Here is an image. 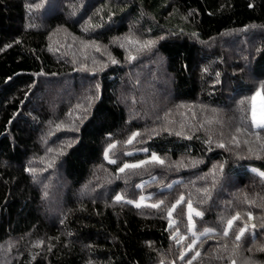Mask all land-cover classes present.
<instances>
[{
    "label": "trees",
    "instance_id": "16d2710c",
    "mask_svg": "<svg viewBox=\"0 0 264 264\" xmlns=\"http://www.w3.org/2000/svg\"><path fill=\"white\" fill-rule=\"evenodd\" d=\"M258 88L264 0H0V264H185L189 200L215 230L193 264H264ZM152 152L166 166L118 172Z\"/></svg>",
    "mask_w": 264,
    "mask_h": 264
},
{
    "label": "snow or ice",
    "instance_id": "6c2138e0",
    "mask_svg": "<svg viewBox=\"0 0 264 264\" xmlns=\"http://www.w3.org/2000/svg\"><path fill=\"white\" fill-rule=\"evenodd\" d=\"M128 43L129 44L136 45V46H140L141 48H146V47H151L154 42L149 41V42H147L145 44H141L140 41H134L131 38H128ZM121 47H123V45H121ZM95 50L96 51H100L99 46H96V49ZM135 58L136 57L134 55H132L131 53H129V57H128L129 60H135ZM111 62L113 64L118 63V61H116L114 58L112 59ZM89 99H91V98H89ZM240 103L243 104L244 101H241ZM78 107H80V106H78ZM56 127L59 129L61 126L60 125H57ZM256 127H258V128H264V120H261L260 122H257L256 123ZM73 130H76V129H73ZM177 134L180 135L181 133H177ZM139 135H140L139 132L133 133L132 136L126 141V144L131 145L133 143V141L136 140V137L139 136ZM188 138H190V137H188ZM208 143H211V140H209ZM236 143H238V142H236ZM217 146L218 147H221V148H224L225 147V145L223 143H219ZM116 147H117V145L115 143H112V144L109 145L108 149L104 153V158L110 164H115L116 163V159H114V158H112V157L109 156V153L112 152V150L115 149ZM142 151L148 152V149H143ZM125 154L126 155H132L133 153L129 151V152H126ZM147 164H154V165H158V166L164 167V166H166V161L161 156L157 155L155 152H152L150 154L149 159L141 160V161L135 162V163H127V162L126 163H123V165L118 169V172L119 173H124L126 169L127 170H136V169H139V168L144 167ZM49 167H51V165H49ZM27 171H29L30 173L35 174V170L34 169H27ZM221 171H222V169H221ZM253 171L255 172L256 170L253 169ZM259 175L261 177H264V172H260ZM117 178H119V177H117ZM138 187L143 188L144 185L141 184V185H138ZM167 187L171 188L172 185H168ZM203 192H204V195L206 197L210 198L209 190L208 189H204ZM146 199L147 200H150L151 197L150 196L149 197L140 196L138 201H133V200H125V198L123 196H121V195H116L115 196V200L116 201H124L125 203H128V204H134V206L137 207V208L150 207V208H154V209H160L161 206L164 204V201L163 200H159L156 203H145ZM184 200H185L184 196H180L178 198V200L176 201V203L173 204V205H171V207L167 210V216L169 218L172 217V213L175 211L176 207L179 204L183 203ZM187 210H188L187 219H188L189 224L191 225V228L193 229L191 231V237H192V239L183 248V250L181 252V255L179 256V259L180 260H185V256L187 255V253L193 252V255L185 261V264H193V260H195L197 257H200V255H201V253H200L199 250H195L194 251L197 243L201 240V237H208L210 235H213L215 233V230L214 229H204V230H202L198 234L194 230L195 229V223L193 222V214L196 217L202 218L203 215H204V213L202 211H198L195 208H193L192 203H191V200H189L187 202ZM248 219L249 220L252 219L251 213L248 214ZM237 220H240V214L239 213H236L231 218H229V219L226 220V226H225L223 232L221 233V235L223 237H228L229 231L232 230L233 224ZM174 225H175V221L170 220L169 228H174ZM256 227L257 226L255 224H252L251 225V228L252 229H255ZM248 231H249V225L246 222L243 223V226H240V227L237 228V231H236V233L234 235V244H235V247H239V244L238 243H235V242H239L241 240V238L244 237L245 233L248 232ZM253 235H254V233H253ZM170 238L173 241H175L177 244H181L188 237H187V235H181L178 228H174V232H173V234L171 235ZM224 248L227 249V245H225ZM231 264H235V260H232L231 261Z\"/></svg>",
    "mask_w": 264,
    "mask_h": 264
},
{
    "label": "rangeland",
    "instance_id": "374dc122",
    "mask_svg": "<svg viewBox=\"0 0 264 264\" xmlns=\"http://www.w3.org/2000/svg\"><path fill=\"white\" fill-rule=\"evenodd\" d=\"M261 120H264V93L262 88H258L252 96L253 125L256 127V123L260 122Z\"/></svg>",
    "mask_w": 264,
    "mask_h": 264
}]
</instances>
